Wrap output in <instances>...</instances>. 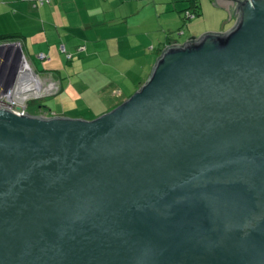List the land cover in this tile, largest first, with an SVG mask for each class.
I'll list each match as a JSON object with an SVG mask.
<instances>
[{
	"label": "water",
	"instance_id": "water-1",
	"mask_svg": "<svg viewBox=\"0 0 264 264\" xmlns=\"http://www.w3.org/2000/svg\"><path fill=\"white\" fill-rule=\"evenodd\" d=\"M234 1L96 119L0 110V264H264V0Z\"/></svg>",
	"mask_w": 264,
	"mask_h": 264
},
{
	"label": "crops",
	"instance_id": "crops-1",
	"mask_svg": "<svg viewBox=\"0 0 264 264\" xmlns=\"http://www.w3.org/2000/svg\"><path fill=\"white\" fill-rule=\"evenodd\" d=\"M189 1L52 0L49 4L37 5L33 1L0 0V34H21L19 42L22 43L24 53L36 72L44 80L53 79L62 90L56 96L58 98L47 99L42 106L39 104L33 106L38 109H34L33 114H38L39 109L43 107L48 117H66L67 106L70 103L79 107L86 104L92 112L97 109L99 111L105 104H111L109 107L114 109L129 98L132 89L136 92L146 82L160 56L158 51L164 43L185 44L187 39L199 37L203 32H226L237 21L234 0H201L212 9L207 12L205 4H202L201 17L186 27L176 39L172 35L171 38L174 40L169 42L167 35L175 33L183 26L180 19L183 20V11L189 9ZM163 15L167 18L165 22L162 19ZM176 18H179L180 24ZM204 23L211 25L216 23V28H213V31H210L211 29L200 31L199 27ZM136 30L135 37H132ZM145 30L149 32L140 38L139 32L144 33ZM61 45H65L68 52L73 55L72 60L69 61L60 52ZM81 46L85 47L82 51L79 50ZM135 51L143 53V56L155 57L150 64L142 67V69L150 67L149 76L144 80L136 75L137 71H140L137 61L134 62L133 68L125 72L122 70L125 80L120 92L109 91L118 83L113 76L88 80L96 74L95 71H98L96 67L100 62L97 59L102 60L103 64L107 62L110 66L114 63L121 69L129 60L142 56L135 54ZM39 54H45L47 58L40 60ZM93 61L98 62L96 66H92ZM86 72H89V75L85 77ZM99 80H103L104 86L92 89L89 84ZM72 85L76 91L69 93L68 88ZM85 92L92 100L86 98ZM80 96L84 102L77 100ZM105 100L107 102H104Z\"/></svg>",
	"mask_w": 264,
	"mask_h": 264
},
{
	"label": "rangeland",
	"instance_id": "rangeland-1",
	"mask_svg": "<svg viewBox=\"0 0 264 264\" xmlns=\"http://www.w3.org/2000/svg\"><path fill=\"white\" fill-rule=\"evenodd\" d=\"M202 3V2H201ZM203 5H204V7H205V10L208 12L209 10H211L212 8H210L209 7V5L208 4H206V3H202ZM175 13V12H174ZM162 19H163V21L165 22L166 21V17H165V15H163L162 16ZM176 20L178 21L179 20V18H176ZM193 21H195V20H193ZM193 21H190L188 24L190 25ZM150 23V22H149ZM180 23H182V25H183V27H182V29H186V25L184 26V21L182 20V19H180ZM179 23V21H178V24H180ZM216 24V23H215ZM215 24L214 25H211V24H203V26L201 27H199V28H201V30L200 31H204V29L205 30H207V29H211L210 31H213V28H216L215 27ZM136 32H137V30L136 31H134V33H133V36L132 37H135V35H136ZM147 32H149V30H145V32L144 33H142L141 31L139 32V37L140 38H142V36L143 35H145ZM204 33V32H203ZM13 42H18V41H13ZM13 42H6V43H13ZM158 43V42H157ZM135 54H139V55H142L143 53H141V52H138V51H135ZM147 57H151V56H147ZM16 59V58H15ZM105 59H107V58H105ZM27 60H28V58H27ZM29 61V60H28ZM97 61L98 62H100V65H98V67H96V69H98V71H95L94 73H96L95 75H93L92 76V78H89L88 80H94L95 78H101V77H109V76H113L117 81H118V83L116 84V86L112 89V90H110L109 89V91L111 92V91H113V92H120V91H122V86H124V80H125V75L122 73V70L125 72V71H127V70H129L130 68H133L134 67V62L135 61H137L136 63H139V66H138V68H139V70L140 71H137V73H136V75H137V77H142V79L144 80V78H147L149 75V67H147V68H145V69H142V67H140V63H145V61H146V58H145V56H139V57H137V59H135V58H133L132 60H129L128 61V63L127 64H125V65H123V66H121V69H120V67L118 66V65H116V64H112L111 66L106 62V63H104L103 64V62H102V60H100V59H97ZM97 61H93L92 62V66H96V64L98 63ZM89 66V65H88ZM22 69H23V67L22 68H19V71L20 72H22ZM44 69V68H43ZM93 73V74H94ZM85 74V73H84ZM65 75H67V74H65ZM89 75V72H86V74H85V77L86 76H88ZM42 77V76H41ZM77 77H78V79H80V76L79 75H77ZM78 79H75V81L77 82L78 81ZM148 79V78H147ZM102 83V84H101ZM89 85H91L93 88L92 89H94L95 87H97V88H99V87H102V86H104V84H103V80H99L98 82H95V83H90ZM17 86V85H16ZM87 88H89V87H87ZM129 89H132V88H129ZM68 91H69V93H73V92H75L76 91V88H75V86L74 85H72V87H70V88H68ZM132 92H129V95L131 94V95H133L134 93H135V91L132 89L131 90ZM137 91V90H136ZM78 92V91H77ZM87 97V99L88 100H92L91 98H88V94L85 92L84 93ZM130 95V96H131ZM129 96V97H130ZM56 98H58V97H56ZM80 98V99H79ZM55 99V98H54ZM53 99V100H54ZM52 100V101H53ZM77 100H80V101H82V102H84V99H82V96H80V97H77ZM32 102H35V100H32V101H30L29 102V107H30V113H32L33 114V112H35V110L34 109H36L35 107H32ZM41 102H43V101H41ZM40 102V103H41ZM48 102H51V101H48ZM104 102H107L106 100L104 101ZM113 103H115V102H113ZM73 105V103H70L68 106H67V112H66V117H68V118H81V119H85V120H93V119H96L97 117H99V116H101V115H103V114H105V113H107V112H109V111H111V110H113V109H111V107H109L111 104H105L104 106H102V107H100L99 109L101 110H99V111H95V112H92V111H90L89 110V108L86 106V104H84L82 107H79V106H72ZM108 109H110L109 111H105V110H108Z\"/></svg>",
	"mask_w": 264,
	"mask_h": 264
},
{
	"label": "built area",
	"instance_id": "built-area-1",
	"mask_svg": "<svg viewBox=\"0 0 264 264\" xmlns=\"http://www.w3.org/2000/svg\"><path fill=\"white\" fill-rule=\"evenodd\" d=\"M45 1L49 2L50 0ZM62 50L65 52L64 47H62ZM38 58L44 60L45 55L40 54ZM14 59V56L9 55L8 60L10 63L15 64ZM20 67L23 66L20 65ZM27 68L29 69V67H25L22 72L18 69L16 74L9 73L0 78V110L3 109L25 116L30 113V101L41 100L58 92V86H49V83L46 84L40 79H38L39 82H35L34 76L28 75L29 70L27 71ZM8 83H13V85L8 86ZM39 114L45 115L42 110Z\"/></svg>",
	"mask_w": 264,
	"mask_h": 264
},
{
	"label": "trees",
	"instance_id": "trees-1",
	"mask_svg": "<svg viewBox=\"0 0 264 264\" xmlns=\"http://www.w3.org/2000/svg\"><path fill=\"white\" fill-rule=\"evenodd\" d=\"M25 1H33L34 4H37V5H45V4H49V3H51L52 0H50L49 2H47V1H45V0H25ZM189 2H190V7H189V9L183 11V12H184L183 21H184V26L186 25V27L189 26L188 23H189L190 21L196 20L197 18L201 17V15H202V3H201V0H190ZM182 27H183V26H182ZM182 27L179 28V30H177L175 33H171V34H168V35H167L168 38H169V42H170L171 40H174L173 38H171L172 35H173V37L176 39L177 36H179V34H180L181 32L184 31V29H182ZM177 34H178V35H177ZM21 38H22V35L19 34V33H4V34H0V44H2V43H6V42L21 41ZM172 45H173V43H171V44H165V43H164V44L161 46L160 51H158V54L161 55V53L163 52L164 49H166L167 47L172 46ZM62 47L65 48V52L62 50ZM84 49H85V47H83V46L79 47V50H80V51H82V50H84ZM162 49H163V50H162ZM60 52H61L62 54H64V55L67 57V59H68L69 61L72 60L73 55H71V54L68 52V50H67V48H66L65 45H61V46H60ZM39 55H40V54H39ZM44 55H45V54H44ZM148 56H151V55H148ZM46 58H47V56L45 55V59H46ZM145 58H146L145 63H140V67H143L144 65H145L144 67H146V65L150 64V62H152L153 59H154L155 57H154V56H151V57H147V56H145ZM149 68H150V67H149ZM61 92H62V90H61V87H60V85H59V90H58V92H57L56 94L51 95V96H47L46 98H43V99H41V100H37V101H35V102H32V107H33V106L36 107L38 104L42 106V104H43V102H45V100L47 101V99H50V98L56 97V96H58ZM41 101H43V102H41ZM40 102H41V103H40ZM41 106H40V108H41ZM42 108H43V107H42ZM42 108L39 109V111L42 110V112L44 113V110H43ZM36 109H37V108H36ZM37 110H38V109H37ZM37 112H38V111H37Z\"/></svg>",
	"mask_w": 264,
	"mask_h": 264
},
{
	"label": "bare ground",
	"instance_id": "bare-ground-1",
	"mask_svg": "<svg viewBox=\"0 0 264 264\" xmlns=\"http://www.w3.org/2000/svg\"><path fill=\"white\" fill-rule=\"evenodd\" d=\"M42 78V77H41ZM39 114V113H38Z\"/></svg>",
	"mask_w": 264,
	"mask_h": 264
},
{
	"label": "clouds",
	"instance_id": "clouds-1",
	"mask_svg": "<svg viewBox=\"0 0 264 264\" xmlns=\"http://www.w3.org/2000/svg\"><path fill=\"white\" fill-rule=\"evenodd\" d=\"M3 44V43H2Z\"/></svg>",
	"mask_w": 264,
	"mask_h": 264
}]
</instances>
